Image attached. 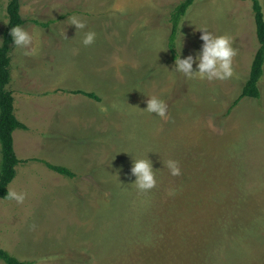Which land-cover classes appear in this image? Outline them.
<instances>
[{
  "label": "rangeland",
  "instance_id": "obj_1",
  "mask_svg": "<svg viewBox=\"0 0 264 264\" xmlns=\"http://www.w3.org/2000/svg\"><path fill=\"white\" fill-rule=\"evenodd\" d=\"M20 1L39 39L34 55L11 51L7 88L25 128L13 134L9 191L25 200L0 198V248L32 264H264V76L261 99L229 111L260 45L253 1L196 0L182 21V58L199 50L201 27L231 37L223 81L171 71L169 17L182 0ZM68 16L87 27L76 33ZM146 95L167 103V119L143 110ZM147 154L157 185L140 193L130 170ZM2 157L0 139V173ZM169 158L179 176L163 168Z\"/></svg>",
  "mask_w": 264,
  "mask_h": 264
},
{
  "label": "clouds",
  "instance_id": "obj_2",
  "mask_svg": "<svg viewBox=\"0 0 264 264\" xmlns=\"http://www.w3.org/2000/svg\"><path fill=\"white\" fill-rule=\"evenodd\" d=\"M69 25L75 26L77 32L84 30L86 24L76 16H68ZM201 35L199 39L202 44L196 53L189 54L182 58L183 40L177 45V56L173 72L179 74L185 80H227L233 74L232 60L236 55V50L232 47L231 37L227 35H215L206 27L199 29ZM13 47L24 56L34 55L38 46V34L29 32L25 27L16 25L10 29ZM66 38V36H65ZM96 33L94 31L83 32L81 44L85 47L95 42ZM195 65V67H194ZM146 108L144 111L154 114L161 119L168 117V105L158 96H148ZM151 153V152H149ZM148 153V154H149ZM146 156H133L130 175L135 177L131 185H134L140 193H147L157 185L156 171L153 162ZM163 168H166L170 175L179 176L181 169L179 162L175 159L162 160ZM8 198L22 204L25 200V194L9 191Z\"/></svg>",
  "mask_w": 264,
  "mask_h": 264
},
{
  "label": "trees",
  "instance_id": "obj_3",
  "mask_svg": "<svg viewBox=\"0 0 264 264\" xmlns=\"http://www.w3.org/2000/svg\"><path fill=\"white\" fill-rule=\"evenodd\" d=\"M252 1L255 12L257 38L260 45L252 62L249 78L243 85L240 95L232 103L229 111L237 106L243 98L261 99L262 96L259 84L264 76V14L260 1ZM195 2L196 0H182L171 10L169 17L171 32L168 36L167 47L174 59H176L177 56V45L179 43L182 21ZM20 9V0H10L8 2V24L3 32V40L0 45V139L3 152L0 173V198L4 199H9V185L16 176V166L20 162L14 148L13 134L15 130L25 128V125L16 117L14 97L12 96V92L7 88L11 80L10 65L11 51L13 47L10 29L16 25L22 26L25 23ZM84 93L91 98L99 100V97L93 92ZM46 164L49 168L61 174L70 177L74 176V174L66 167L56 166L50 163ZM0 259L6 264H32L31 262L20 260L2 248H0Z\"/></svg>",
  "mask_w": 264,
  "mask_h": 264
},
{
  "label": "crops",
  "instance_id": "obj_4",
  "mask_svg": "<svg viewBox=\"0 0 264 264\" xmlns=\"http://www.w3.org/2000/svg\"><path fill=\"white\" fill-rule=\"evenodd\" d=\"M21 2V1H20Z\"/></svg>",
  "mask_w": 264,
  "mask_h": 264
}]
</instances>
